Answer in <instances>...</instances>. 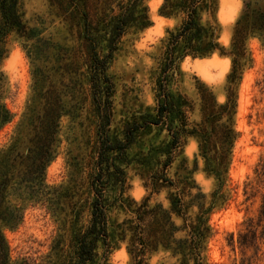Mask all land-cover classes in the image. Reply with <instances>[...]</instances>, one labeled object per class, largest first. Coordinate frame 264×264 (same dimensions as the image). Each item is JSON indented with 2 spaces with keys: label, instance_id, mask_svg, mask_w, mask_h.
<instances>
[{
  "label": "rangeland",
  "instance_id": "1",
  "mask_svg": "<svg viewBox=\"0 0 264 264\" xmlns=\"http://www.w3.org/2000/svg\"><path fill=\"white\" fill-rule=\"evenodd\" d=\"M162 2L143 0L133 7L132 22L106 70L112 91L106 127L109 142H122L132 126L137 125V129L124 151L102 154L99 114L88 81L89 32L85 31L82 14H86L97 50L103 54L110 24L129 14L132 0H18L25 28L19 33L9 32L8 52L0 64L1 102L11 113L10 122L0 129V150L6 149L15 136L14 142H19L3 161L7 201L22 212L17 226L2 229L9 264L76 262L77 241L91 219L96 197L92 181L101 170L100 164L104 168L102 193L110 204L106 211L109 248L106 251L98 242L95 256L86 264L131 262L129 241L141 223L136 204L151 191L144 186L147 182L156 184L144 227L147 264H177L180 259L186 232L179 215L171 213L168 217L169 200L176 202L175 208L182 204L190 220H195L201 208L209 207L215 181L203 171L197 138L188 135L175 149L172 134L183 120L189 122V130L197 129L201 121L199 93L206 94L204 84L218 102H224L230 59L217 51L206 57H184L179 62L180 71L166 77L167 96L163 97L160 86L167 56L166 30L175 27L179 18L161 16ZM241 7L242 0H218V41L225 47ZM146 9L152 25L142 29L141 16ZM200 15L201 22L206 23V11L201 10ZM247 48L252 62L237 87L233 118L237 137L225 197L207 215V264H264V239L244 250L238 246L242 222L247 216H256L259 194L264 192L260 183L255 196L244 194L245 181L254 177L253 168L264 153V46L258 37H250ZM47 98L59 102L62 112L58 141L44 174L31 179L37 185L31 195L22 187L26 176L20 165L26 162L29 169L40 151V133L50 116ZM163 103L167 109L159 117L158 108ZM222 127L215 124L216 135ZM167 158L170 163L164 168ZM3 262L0 258V264Z\"/></svg>",
  "mask_w": 264,
  "mask_h": 264
},
{
  "label": "trees",
  "instance_id": "2",
  "mask_svg": "<svg viewBox=\"0 0 264 264\" xmlns=\"http://www.w3.org/2000/svg\"><path fill=\"white\" fill-rule=\"evenodd\" d=\"M143 0H132L129 8V14L116 19L110 24V38L107 39V48L103 54L97 50L96 39H94L92 30L89 27V20L83 13L85 21V31L88 33L87 39L90 43V62H89V84L94 103L97 105L99 114L98 132H100V149L104 154L106 151H124L133 141V133L137 125L132 126L131 131L127 132L122 142H109L106 135L108 118L111 114V82L106 74L114 52L117 50V44L123 34L126 33L129 24L132 22L134 8L142 3ZM134 7V8H133ZM132 8V9H131ZM201 10H205L209 19L206 23L201 22ZM218 10V0H163L159 7V14L164 17H178L179 22L175 27L167 28V56L163 67L164 83L161 84V91H164L167 84L168 74L174 70L180 71L179 62L186 56L206 57L214 52L227 56L230 59V69L226 74L224 102L216 100L211 88L204 84L206 94L199 93L201 121L197 123V129L189 130V122L181 121L180 127L172 134L171 146L178 148L182 145V140L188 135H193L198 140V150L204 161L203 171L212 176L215 181L214 189L211 192V201L207 209H200L195 220H190L186 212L179 204L170 199V208L166 210L168 217L171 213H176L183 220V231L186 232L184 246L180 253V259L177 264H207L204 255L206 241L210 235V228L207 224V215L215 206V203L225 197V185L227 172L230 165L231 151L237 132L234 128L233 118L236 109V94L239 82L242 79L243 72L252 62L250 52L247 48V40L250 37H258L264 46V0H242L241 10L236 17L232 28L230 41L227 47L219 43L220 25L216 18ZM18 7V0H0V64L7 55V35L9 32L23 31L25 24L22 22ZM141 27L146 28L152 25L146 9L141 16ZM133 21H135L133 19ZM107 23V21H106ZM135 22H133L134 24ZM109 25V24H107ZM135 25V24H134ZM176 63V64H175ZM163 97L167 92H162ZM54 99H48L45 104L50 107L48 110L49 119L45 123L43 131L40 133L39 153L32 160L31 167L23 162L20 167L25 180L22 179V187L31 191V195L37 190V185L31 179L39 178L43 175L45 167L54 156L56 143L58 141V123L62 115L60 106ZM167 109L163 103L158 108L160 114ZM11 120V113L1 102L0 96V129ZM217 123L222 124V130L219 135L214 132V126ZM18 136L13 138V142L6 148L0 150V258L4 259L3 264H9L8 246L5 241L2 229L13 228L19 224L22 219L20 208H16L7 201V189L5 186L7 174L4 172L3 161L6 156L15 148L14 142ZM19 141V139H18ZM170 163L167 158L164 168ZM101 170H98L92 184L96 188V197L91 205V219L87 229L80 235L77 243L76 262L74 264H86L95 256L98 242L106 246L107 244V214L110 206L109 201L102 193V183L104 182V168L100 164ZM253 178L247 177L245 181L244 194L246 197L255 196L259 191L260 183L264 184V153H262L256 165L253 168ZM43 182V179H42ZM124 182V180H123ZM104 184V183H103ZM155 182L145 183L146 189H151L137 205L138 221L137 231L129 241L128 253L131 258L129 264H147L146 258V238L145 221L151 213L149 204L150 196L154 192ZM97 186V187H96ZM264 188V185H262ZM99 188V189H98ZM258 188V189H257ZM260 204L257 208L255 217L247 216L243 220L244 230L239 231L238 246L241 250L249 245L257 244L262 241L258 233L264 235V192L259 194ZM122 197V192H121ZM136 203V202H134ZM246 236V237H245ZM264 243V242H263ZM233 245V240H232ZM167 249L172 250L170 247ZM176 255V254H174Z\"/></svg>",
  "mask_w": 264,
  "mask_h": 264
}]
</instances>
